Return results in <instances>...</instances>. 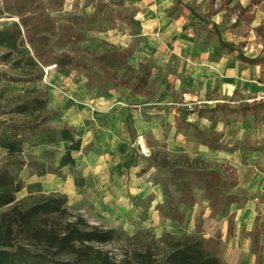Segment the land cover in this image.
I'll list each match as a JSON object with an SVG mask.
<instances>
[{
	"label": "rangeland",
	"instance_id": "1",
	"mask_svg": "<svg viewBox=\"0 0 264 264\" xmlns=\"http://www.w3.org/2000/svg\"><path fill=\"white\" fill-rule=\"evenodd\" d=\"M31 1L36 10L54 19L57 25H68L72 15L86 12L91 15V21L87 26L77 27L75 38L58 47L59 53L76 57V66L69 75H62L53 67L46 68L41 81L15 83L1 77L0 120H31V116L17 114L13 110L22 101V94L38 87L48 90V106L42 113V116H48L45 126L56 129L69 126L77 138H80L78 132H106L107 128L110 132H129L127 124H123L126 119L120 106L112 113H103L83 102L88 93H95L98 101L93 98L87 101L105 109L110 103L115 104L122 99L128 103L129 109H137L139 115L131 147L139 164L134 169H128L127 173L123 171L122 178L106 176L110 170L91 171L92 181L84 183L81 188H62L54 181L58 175L51 173L50 180L46 181L50 189L38 192V187H30L27 183L28 176L43 168L52 171L59 167L66 148L61 144H44V135L32 134L19 156L26 162L20 170L26 187L17 193L21 206L30 208L45 194L67 195V207L72 215H82L92 224L115 229L114 239L103 247L118 264H153L164 259L173 249L175 238L190 235L203 236L206 248L226 264H264V123L253 119L251 113L246 116L231 114L219 120L222 128L216 131L215 124L205 123L195 113L182 115L191 125L165 124L157 110L175 104L186 111L207 102L196 87L183 85L181 75L169 76L171 74L165 68L148 63L135 67L130 57L126 56L132 53L131 49L120 50L118 46L121 45L107 38L104 31L112 28L117 18H124L130 13L124 5L125 0H65L63 7H58L52 0H45L48 3L45 10L39 0ZM227 1L188 0L207 17L221 7L227 9L229 17L240 11L241 0L232 8ZM18 21L14 14L3 12L0 0V29ZM117 24L116 28L120 26ZM239 32L246 37L250 31L244 26L239 27ZM262 34L264 37V32ZM230 43L245 50L264 49L262 38L247 41L240 37ZM21 50V47L15 50L7 62L3 55L8 49L0 46L1 74L23 76L24 72L12 64L21 58ZM239 51L242 52L241 49ZM138 82L140 86L134 93L132 86ZM132 95L136 96L133 98ZM233 99L246 103L252 96L248 92H240ZM136 105L139 107H134ZM132 121L134 126L135 119ZM139 128L145 133L144 139L137 133ZM198 132H205L215 145L222 146L224 150L204 155ZM85 153H73L76 165L60 168V178L81 179L82 168L77 160L86 162ZM124 153L121 152L123 158ZM6 154V150L0 151V169L9 162ZM98 157L101 159V154ZM196 158L201 160L197 162ZM181 165L187 167V173L181 176L189 181L193 202H182L187 194L177 190L176 183L170 181ZM214 170L223 179L220 191L213 192L217 204L212 206L204 197L201 185L206 172ZM166 190L170 194L169 199L166 198ZM226 200L231 202L225 211ZM5 209L8 207L2 210ZM229 218L233 220L231 228Z\"/></svg>",
	"mask_w": 264,
	"mask_h": 264
},
{
	"label": "trees",
	"instance_id": "2",
	"mask_svg": "<svg viewBox=\"0 0 264 264\" xmlns=\"http://www.w3.org/2000/svg\"><path fill=\"white\" fill-rule=\"evenodd\" d=\"M39 1L45 10L48 3L45 0ZM52 1L58 7H63L65 3V0ZM177 1L182 2V0ZM261 1L263 0H252L249 6L242 9L237 21L242 19L243 13ZM2 2L3 12L14 14L19 19L11 26L0 29V46L8 49L3 59L9 62L14 51L21 47L23 49L20 51L21 58L16 59L12 64L14 68L21 69L24 73L21 77H9L0 73V79L4 77L15 83L41 81L49 66H54L62 75H69L76 66V57L69 53H59L58 47L66 40L75 38L78 34L77 27L87 26L90 19L84 14L72 15L68 25H57L54 19L36 10L31 0H2ZM194 17L199 16L194 14ZM245 17V20L250 23L254 19V14ZM205 21L218 30L220 44L229 52H234L235 48L222 38L219 24L211 20L205 19ZM118 49L125 51L131 48L118 46ZM126 56L130 57L131 53ZM237 57L244 63L261 65L264 68V56L260 54L251 57L238 51ZM262 73L264 74L263 69ZM85 74L88 76L87 71ZM261 79L264 81V75ZM139 84L138 82L132 86V92H136ZM20 98L22 101L13 111L31 116V120H0V151L6 150V159L9 161L7 166L0 169V264H118L110 252L103 247L114 239L115 229L92 224L82 215H72L67 207V195L45 194L38 202L26 209L17 200V193L26 187L20 175V170L26 162L19 156L23 154L24 145L29 142L30 135H44L43 143L51 146L61 142L70 143L68 150L60 159L59 167L52 171L43 168L32 172L39 176L48 173L62 176L60 168L68 165L74 167L76 158L73 152L79 151L82 147V138H77L73 128L68 126L56 129L45 126L48 116H42V113L47 109L49 102L47 89L35 87L27 90ZM176 109L178 126L191 125V122L182 115L195 113L199 118H207L210 121H219L231 114L246 116L251 113L257 122L264 123V99L238 103L235 106L218 103L214 107L196 106L186 111ZM127 124L133 142L136 132L131 114L127 116ZM198 137L202 140V144L210 148L222 147L215 145L205 132H198ZM187 160L190 158L187 157ZM195 160L198 162L201 159ZM185 173H187V167L179 166L170 177V181L176 183L177 190H183L187 194L182 202H193L194 197L189 181L185 180V176H181ZM222 179V175L217 170L206 172V178L201 185L204 197L212 206L217 204V197L213 195V192L220 191ZM84 182V178L75 179L76 186H82ZM29 185L33 188L38 187V191H41L40 183ZM165 195L167 199L170 198L167 190ZM230 202V200L225 201V211ZM6 207L8 209L2 210ZM229 219L231 228L233 220ZM205 243V238L200 235L175 238L173 249L164 259L153 264H226L216 253L210 252Z\"/></svg>",
	"mask_w": 264,
	"mask_h": 264
},
{
	"label": "crops",
	"instance_id": "3",
	"mask_svg": "<svg viewBox=\"0 0 264 264\" xmlns=\"http://www.w3.org/2000/svg\"><path fill=\"white\" fill-rule=\"evenodd\" d=\"M124 2L125 7L130 9V13L124 15V18H117L116 24L118 22L120 24L118 28L114 24L112 28L104 32L107 33V38L110 41L113 40L116 45L131 48L130 59L135 67L142 63H148L154 67L165 68L171 74L169 76L181 75L183 85L197 88L198 93L207 102L203 105L206 107L215 106L218 103L235 106L239 102L234 100L233 96L240 92L251 94L252 99L248 100L249 102L264 99V81L261 79L264 75L262 73L264 68L261 65L244 63L237 57L239 49L251 57L259 54L264 56V49L260 51L254 50V48L245 50L243 47L230 43V41H237L240 37L247 41L264 39L262 34L264 32V0L254 4L249 11L243 13L240 21L237 20L242 9L249 6L252 0H241L240 11L233 16L230 15L231 17L227 14L225 7L219 8L210 17L204 16L188 0H182L181 3L177 0H125ZM238 2V0H228L227 5L230 3V8H232ZM194 14L199 17H194ZM249 14H254V19L250 23L245 20V16ZM84 15L88 18L91 16L87 12ZM205 19L219 24L222 38L235 48L234 52H229L220 44L218 30L212 28ZM244 26L250 31L246 37L239 32V27L243 28ZM259 47L262 45L259 44ZM135 96L132 95L133 98ZM84 98L87 99L83 102L103 113H112L114 108L116 110L120 106L124 113V119H126L123 124H127V116L131 114L132 120L135 119L136 126L134 125V127L138 128L137 109H129L126 101L120 99L115 104L110 103V106L101 109L95 106V103L87 101L93 98L97 102L95 93H88ZM174 105L169 104L163 107V110L156 111V113L162 114L165 124L176 125L177 123V107ZM134 107L138 108L139 106ZM186 120L189 121L187 118ZM201 120L210 125L215 124L216 131L222 128L221 121H210L207 118H201ZM137 133L139 137L145 138V133L140 128ZM78 134L82 138V147L73 153L86 152V162H83L82 159L77 160L79 167L82 168V178L85 179L84 183L86 184H90L92 181L91 171L110 170V172L106 171V176L122 178L124 177V175L121 176L123 171L127 173L128 169H134L139 164L131 151L132 138L129 132H110V129L107 128L106 132H78ZM58 144L63 145L66 150L70 145L69 142ZM201 147V152L204 155H213L224 150L223 147L210 148L204 144ZM121 152H125L124 158L121 156ZM98 154H101V159ZM50 177L51 173L42 176L30 173L27 183H40L41 191L38 192H47L50 187L46 186V181L50 180ZM54 178V181L62 188L66 186L70 189L76 186L75 178L68 177L67 180H63L60 176Z\"/></svg>",
	"mask_w": 264,
	"mask_h": 264
},
{
	"label": "bare ground",
	"instance_id": "4",
	"mask_svg": "<svg viewBox=\"0 0 264 264\" xmlns=\"http://www.w3.org/2000/svg\"><path fill=\"white\" fill-rule=\"evenodd\" d=\"M54 66H49V67H47L48 69H51V68H53Z\"/></svg>",
	"mask_w": 264,
	"mask_h": 264
}]
</instances>
